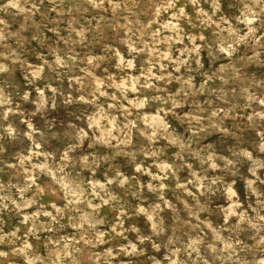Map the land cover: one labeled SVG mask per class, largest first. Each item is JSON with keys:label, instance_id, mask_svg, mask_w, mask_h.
<instances>
[{"label": "rangeland", "instance_id": "1", "mask_svg": "<svg viewBox=\"0 0 264 264\" xmlns=\"http://www.w3.org/2000/svg\"><path fill=\"white\" fill-rule=\"evenodd\" d=\"M0 264H264V0H0Z\"/></svg>", "mask_w": 264, "mask_h": 264}]
</instances>
